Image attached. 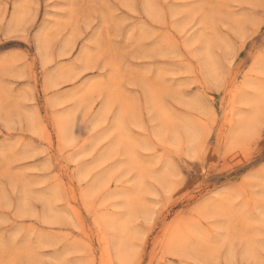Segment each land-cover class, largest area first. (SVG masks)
<instances>
[{"label":"rangeland","instance_id":"rangeland-1","mask_svg":"<svg viewBox=\"0 0 264 264\" xmlns=\"http://www.w3.org/2000/svg\"><path fill=\"white\" fill-rule=\"evenodd\" d=\"M0 264H264V0H0Z\"/></svg>","mask_w":264,"mask_h":264}]
</instances>
